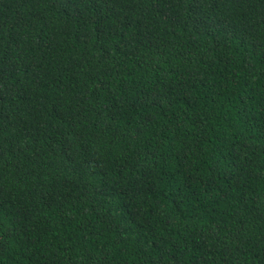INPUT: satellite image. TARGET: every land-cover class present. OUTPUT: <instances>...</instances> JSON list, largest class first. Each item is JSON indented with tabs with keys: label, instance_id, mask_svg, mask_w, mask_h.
I'll use <instances>...</instances> for the list:
<instances>
[{
	"label": "trees",
	"instance_id": "16d2710c",
	"mask_svg": "<svg viewBox=\"0 0 264 264\" xmlns=\"http://www.w3.org/2000/svg\"><path fill=\"white\" fill-rule=\"evenodd\" d=\"M0 264H264V0H0Z\"/></svg>",
	"mask_w": 264,
	"mask_h": 264
}]
</instances>
